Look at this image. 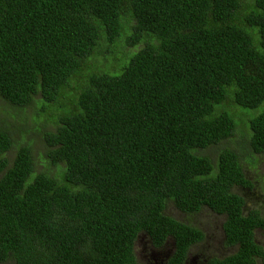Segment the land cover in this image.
Wrapping results in <instances>:
<instances>
[{
  "label": "trees",
  "instance_id": "trees-1",
  "mask_svg": "<svg viewBox=\"0 0 264 264\" xmlns=\"http://www.w3.org/2000/svg\"><path fill=\"white\" fill-rule=\"evenodd\" d=\"M128 16L124 44L143 45L120 74H77ZM37 95L54 120L43 139L56 173L33 174L25 145L9 164L0 130V264H137L140 234L159 248L173 240L169 264H181L204 234L166 215L168 203L225 218L224 243L238 251L210 264L264 257V219L232 192L249 185L237 150L264 154V111L246 141L220 150L215 175L200 154L234 135L224 107L264 102V0H0V98L24 108Z\"/></svg>",
  "mask_w": 264,
  "mask_h": 264
},
{
  "label": "rangeland",
  "instance_id": "rangeland-1",
  "mask_svg": "<svg viewBox=\"0 0 264 264\" xmlns=\"http://www.w3.org/2000/svg\"><path fill=\"white\" fill-rule=\"evenodd\" d=\"M120 21L121 33L118 39L110 46L102 40L99 41L98 45L93 50V54L84 61L83 69L77 74H84L86 79L93 74L105 73L111 76L119 75L121 69L129 62V59H131L135 52L142 47L143 44L134 47H128L124 44L123 40L126 35L130 33L127 22L131 21V19L130 16L122 17ZM253 44V47L259 48L257 39H253ZM85 78L84 76H80L76 77L74 80L72 79L73 81L71 80L72 82L70 84L71 87L74 88L76 85H82ZM40 99L41 97L39 95L34 96L29 106L20 108L13 107L0 98V130L7 131L13 141L11 150L6 154L9 164L12 162L17 149L25 145L29 146L32 151L34 162L33 174L47 172L55 175V169L45 159L47 147L43 139L44 133L53 132L55 130V126L53 125L54 120L50 119L48 112L40 110ZM64 100L65 99H62L59 102L58 107L63 105ZM219 109L223 111L222 107L217 106L216 112H219ZM68 110L69 107L66 106L60 111L63 114ZM224 111L233 119L235 126H237L234 135L231 139L200 152V154L207 156L211 160L213 165L212 176L216 173L217 156L220 150L226 147L234 149L235 144H237L242 137H244L246 141L249 131V121L264 111V102L254 109H242L229 104L224 107ZM45 124L51 125L42 128ZM243 124L246 125L247 128H244ZM237 152L245 178L250 184L254 182L255 188H260L258 203L264 205V154L257 155L252 153L248 145L244 150L240 148ZM232 192L242 197V191L239 188L234 187ZM248 206H254L253 201L248 202ZM165 214L179 222L186 223L187 225L203 231L208 235V241L211 244H215V247H217V241L221 239V232L218 231L217 228L224 222L225 218L223 216H218L207 208H203L195 214H185L178 211L171 203L167 204ZM204 246L206 247L207 253L216 257H220L223 253L219 249H216L214 252L211 248H207V243ZM137 249H139V247ZM3 264L14 263L9 260Z\"/></svg>",
  "mask_w": 264,
  "mask_h": 264
},
{
  "label": "flooded vegetation",
  "instance_id": "flooded-vegetation-1",
  "mask_svg": "<svg viewBox=\"0 0 264 264\" xmlns=\"http://www.w3.org/2000/svg\"><path fill=\"white\" fill-rule=\"evenodd\" d=\"M254 185V182H252L249 185L236 186L242 191V197L240 196L244 201L242 213L248 215L252 210H256L259 216L264 219V205L258 203L260 188H255ZM250 201H253L254 206H248V202ZM217 229L221 232V239L217 241V247L208 241V235L202 231L204 233V239L188 247L181 264H210V261L213 259L225 260L227 257L235 255L238 251L237 245H225L222 225ZM254 241L264 253V228L254 230ZM206 243L207 248H211L214 252L216 249L221 250L223 253L220 257L207 253L206 247L204 246ZM138 247L139 249H137ZM174 249L175 243L170 238L159 248L153 246L144 234L138 235L134 243V254L137 264H169ZM254 264H264V257H255Z\"/></svg>",
  "mask_w": 264,
  "mask_h": 264
},
{
  "label": "water",
  "instance_id": "water-1",
  "mask_svg": "<svg viewBox=\"0 0 264 264\" xmlns=\"http://www.w3.org/2000/svg\"><path fill=\"white\" fill-rule=\"evenodd\" d=\"M255 242V241H254Z\"/></svg>",
  "mask_w": 264,
  "mask_h": 264
}]
</instances>
